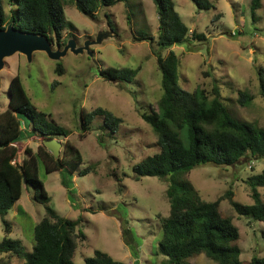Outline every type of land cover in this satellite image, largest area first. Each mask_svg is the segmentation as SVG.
Returning a JSON list of instances; mask_svg holds the SVG:
<instances>
[{
  "label": "rangeland",
  "instance_id": "obj_1",
  "mask_svg": "<svg viewBox=\"0 0 264 264\" xmlns=\"http://www.w3.org/2000/svg\"><path fill=\"white\" fill-rule=\"evenodd\" d=\"M174 1L183 22L206 36L205 41L173 48L180 59L181 87L190 92L198 89L210 92L217 85L236 119L264 128V101L260 95V77H264V2L257 12V21L253 22L251 0H211L217 8L211 11H199L191 0ZM64 3L67 20L75 26L64 37L67 42L76 40L78 47L89 43V50L83 54L70 51L60 61L40 51L33 54L31 61L20 53L7 58L0 74V111L8 108L10 82L19 75L31 102L70 131L69 140L84 159L80 170L96 168L95 172L84 176L77 172L72 177L63 170L47 174L40 165V179L52 207L65 218L82 219L78 230L86 234L87 240L79 242L74 257L76 264H86L85 259L92 257L96 250L105 251L124 264H168L167 257L157 254V246L163 236L158 215L170 214L169 183L157 177L136 180L133 170L146 157L159 152L158 137L142 117L151 106L158 108L162 96L157 46L134 42L132 37L139 31L158 35L156 6L153 0H130L101 9L97 19H91L68 0ZM3 4L9 15L8 0H3ZM106 14L111 16L112 25ZM101 33L106 35L102 37ZM99 39L101 43H92ZM167 54L168 51L162 52L164 56ZM58 63L63 65L62 76L56 73ZM109 68L139 69V73L133 83L106 81L100 71ZM241 92L253 96L254 101L241 106ZM98 108L123 120L115 133L104 128L102 116L95 117L83 132L81 114ZM23 123L25 138L18 142L19 156H23L27 146L37 151L43 145V139H32L29 121L23 119ZM60 142L64 145L66 139ZM63 150L62 146L59 157ZM263 171L264 159L250 161L247 157L231 167L199 166L184 179L206 201H216L231 191L237 202L252 205L254 200L245 181ZM259 191L264 201V188ZM34 192L29 187L20 201L19 207H23L26 215H15L18 209L15 207L7 216L13 227L9 237L21 240L28 252L34 247L35 225L46 215L45 206L33 201ZM220 210L239 228L242 263L249 264L254 256L264 257V224L250 216L238 215L228 200L221 203ZM124 222L128 223L133 245L123 236ZM5 236L0 217V242ZM24 262L20 258L12 260V264ZM189 263L218 264L205 254L189 259Z\"/></svg>",
  "mask_w": 264,
  "mask_h": 264
},
{
  "label": "trees",
  "instance_id": "obj_2",
  "mask_svg": "<svg viewBox=\"0 0 264 264\" xmlns=\"http://www.w3.org/2000/svg\"><path fill=\"white\" fill-rule=\"evenodd\" d=\"M64 1L8 0L10 14L7 15L3 0H0V29L13 24L19 31L48 37L63 47L67 42L65 32L75 30L74 24L67 20ZM68 1L85 16L97 19L101 9L130 0ZM191 1L199 11L217 9L211 0ZM153 2L159 20L158 35L154 37L139 31L132 37L134 42H149L157 46L155 54L162 73V96L158 108L151 106L149 111L142 113V117L158 137L159 152L146 157L133 170L136 180L157 177L169 183L170 214L166 217L158 215L163 236L158 243L157 254L167 257L168 264H191L189 259L200 254L218 264H243L242 249L238 244L241 237L239 228L231 218L223 216L220 205L228 200L238 215L250 216L264 224V201L259 191L264 188V171L245 181L254 200L252 205L237 202L231 191L216 201H206L184 176L202 165L231 167L247 157L250 161L264 159V128L236 119L225 105L217 85L210 92L204 89L190 92L181 87L180 59L173 48L193 41H205L206 36L191 30L183 22L174 0ZM263 2L251 0L253 22L257 21V12ZM106 17L112 25L111 16L106 14ZM163 51H168L167 56L162 55ZM56 73L59 76L64 74L61 63L57 64ZM138 73L139 69L109 68L101 70L100 76L106 81L133 83ZM260 83V95L264 101L263 76ZM253 101V96L241 92V106ZM97 116L103 117L104 128L112 133L123 123L112 112L98 108L92 113L81 114L84 133ZM23 119L29 121L31 137L66 139L62 144V155L55 157L43 144L37 151L26 147L23 156H19L15 144L25 138ZM70 135V131L57 123L51 114L40 111L31 102L20 76H15L10 82L8 108L0 111V217L6 233L0 242V264H12L14 258L25 259L24 264H76L74 257L79 242L87 240L86 234L78 230L82 219L74 221L59 215L40 179L41 164L47 174L63 170L73 177L77 172L84 176L96 171L95 167L80 170L84 159L69 140ZM29 187L35 190L33 201L46 209V215L35 225L31 252L25 250L20 240L9 237L13 227L7 220L9 212ZM21 213L25 212L21 210ZM127 224L122 223L123 236L128 244H132L130 240L133 237ZM85 263L124 264L102 250H96L92 257L85 259ZM249 264H264V257L254 256Z\"/></svg>",
  "mask_w": 264,
  "mask_h": 264
},
{
  "label": "water",
  "instance_id": "obj_3",
  "mask_svg": "<svg viewBox=\"0 0 264 264\" xmlns=\"http://www.w3.org/2000/svg\"><path fill=\"white\" fill-rule=\"evenodd\" d=\"M100 35L103 37L106 34L101 33ZM99 42L100 39L92 43L99 44ZM85 50H89V43H86L84 47H78L76 40L73 39L69 40L63 49L58 46L55 50L54 43L48 37L19 31L13 24H9L5 29H0V74L6 66V59L18 53L25 55L31 61L33 54L40 51L45 52L52 60L60 61L70 51L74 54H83ZM1 87L0 76V91ZM43 144L55 157H59L63 146L61 142L57 139H43ZM26 182V177H24V183Z\"/></svg>",
  "mask_w": 264,
  "mask_h": 264
},
{
  "label": "crops",
  "instance_id": "obj_4",
  "mask_svg": "<svg viewBox=\"0 0 264 264\" xmlns=\"http://www.w3.org/2000/svg\"><path fill=\"white\" fill-rule=\"evenodd\" d=\"M24 126H25V124L23 123V129H24ZM30 130H31V129H30V126H29V129H28V132H29V133H30ZM35 138H36V139H41V138H39L38 136H33V137H32V139H35ZM57 140L60 142L59 139H57ZM15 145L18 147V143H16ZM27 147H29V146H27ZM20 153H21V152H20ZM21 199H22V198H21ZM20 201H21V200H20ZM20 201H19V202L13 207V208L18 207V209H17L16 212H15V215H16V214L18 215L19 213H21V210H23V211L25 212L24 214L26 215L27 212L23 209V207H21V206L19 207ZM38 222H39V221H38ZM36 224H37V223H36ZM20 241H21V240H20Z\"/></svg>",
  "mask_w": 264,
  "mask_h": 264
},
{
  "label": "flooded vegetation",
  "instance_id": "obj_5",
  "mask_svg": "<svg viewBox=\"0 0 264 264\" xmlns=\"http://www.w3.org/2000/svg\"><path fill=\"white\" fill-rule=\"evenodd\" d=\"M66 44H67V42L65 43V45H66ZM55 45H56V46H59L60 48H63V47L65 46V45H64V46L62 47V46L58 45L57 43H54V46H55Z\"/></svg>",
  "mask_w": 264,
  "mask_h": 264
}]
</instances>
